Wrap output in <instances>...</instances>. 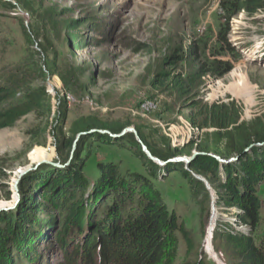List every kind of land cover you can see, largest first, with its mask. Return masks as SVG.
Listing matches in <instances>:
<instances>
[{"label":"rangeland","instance_id":"1","mask_svg":"<svg viewBox=\"0 0 264 264\" xmlns=\"http://www.w3.org/2000/svg\"><path fill=\"white\" fill-rule=\"evenodd\" d=\"M3 1L10 7L0 6V83L15 86L14 100L6 104L25 101L26 94H39L42 101L35 113L0 131V264H67L55 248L61 213L52 202L65 191L73 199L89 196L93 185L101 184L97 161H110L119 172L120 197L132 193L126 201L116 192L110 196L126 215H134L147 195L177 218L182 231L172 234L163 264H232V245L214 241V230L229 224L247 234L248 228L236 225L234 209L216 204L212 178L189 165L198 157L232 164L233 148L251 131L264 132V12L230 17L222 7L225 0ZM192 45L199 64L212 72L194 88L187 84L197 64L174 61ZM225 65L228 72L219 75ZM172 76L184 80L185 94L172 87ZM161 80L169 85L157 86ZM239 81L249 98L239 97ZM231 103L239 113L235 129L198 128L205 107ZM85 127L113 136L138 131L158 162L151 168L124 142L82 139L84 192L63 189L62 171L75 158V141ZM63 141L70 142L68 149ZM38 163L18 184L19 193L22 179L32 177L29 197L21 209L13 207L16 177ZM6 219L22 228L21 244L12 240ZM251 237L256 243L264 238V212Z\"/></svg>","mask_w":264,"mask_h":264},{"label":"trees","instance_id":"2","mask_svg":"<svg viewBox=\"0 0 264 264\" xmlns=\"http://www.w3.org/2000/svg\"><path fill=\"white\" fill-rule=\"evenodd\" d=\"M0 6L10 7L3 0H0ZM222 7L230 17L239 12L253 16L257 12H264V0H225ZM226 48L229 50V46L226 45ZM179 60L197 64V69L190 76L187 86L199 87L202 84V78L212 75L210 70L199 64L198 49L195 45L189 47L188 53L182 52L180 56L174 58V61ZM228 69L225 65L219 70V75L225 74ZM165 76L166 74L163 75ZM169 81L172 87L183 94L186 93L184 80L175 79V76H172ZM168 82L161 80L157 82V86L166 87L169 85ZM14 97L15 86L10 82L0 83V131L11 128L27 112L35 113L42 101L39 94H26L22 96L26 99L25 101L7 105L6 103L13 101ZM56 109L62 116L58 105ZM237 111L233 103L205 107L204 118L197 126L199 129L211 128L217 132L227 131L231 126L235 129L239 121ZM191 124L196 126L193 121ZM88 129L85 127L80 133L91 131ZM137 133L140 142L151 156L158 158L157 153L154 150L151 151L141 134L138 131ZM82 139L110 145L124 142V146L128 149H131L130 145H132L139 160L147 163L151 168L155 167L142 151L141 144L135 141L130 133L119 138L108 134H87L80 137L76 144L78 151L75 158L69 168L62 171L61 180L64 186L62 188H67L72 193L84 192L85 189L80 176L86 166L83 158H87L86 150L79 152ZM244 140L242 145L233 148L236 156L234 163L221 166L212 158L198 157L189 165V170L209 175L212 179L208 181L215 192L216 204L234 209L236 225L248 228L247 234L235 231L229 224L216 227L214 230V241L224 239L226 244L232 245V264H264V238L256 243L251 237L259 224L260 213L264 212V191H262L264 188V132L253 130ZM61 144L65 149L70 147V142L63 141ZM113 167L110 161L95 163L94 169L101 176V184L93 185L91 194L85 199L82 197L73 199L66 191L60 195L62 189L56 192V195L60 196L52 204L61 214L58 223L54 226L57 234L54 238L55 248L65 257L67 264H163L172 234L182 231L180 223L167 206H164L157 198L147 195L141 197L142 201L134 215H126L120 208L121 204L111 202L110 199V196L114 195L111 193L115 192L117 197L122 198L118 195V190L123 181L119 172ZM51 169V167L45 168L47 173H52ZM183 173L186 172L183 171ZM31 178L29 175L24 177L19 185L21 200L18 207L22 206L29 197ZM131 194L127 193L126 197L123 196V201L131 198ZM6 220L7 230L12 240L21 244L24 237L22 228L16 225L11 226L10 220ZM8 256L9 254L6 257Z\"/></svg>","mask_w":264,"mask_h":264},{"label":"water","instance_id":"3","mask_svg":"<svg viewBox=\"0 0 264 264\" xmlns=\"http://www.w3.org/2000/svg\"><path fill=\"white\" fill-rule=\"evenodd\" d=\"M92 133L108 134V133L105 132V131H94V130H91V131H89L88 133H79V134L77 135V138H76L75 144L78 142V140L80 139V137L85 136V135H87V134H92ZM126 133H132V134L136 137L137 141L141 144L142 151L146 154V156L148 157V159H149L150 161H152V162H158V160H157L156 158L152 157L151 154H150V153L148 152V150L146 149V147L140 142V140H139V138H138L137 133H136L135 130H133V129H126V130H124L120 135H117V136H113V135H110V134H108V135H110L111 137L119 138V137H122V136H123L124 134H126ZM179 161L181 162L182 160H179ZM39 165H40V163L37 164L36 166H34L32 169L27 170V171H25L24 173H22V174L19 175V177H18V179H17V181L15 182V185H14V190L16 191V197H15L16 199L14 200V205H13V207H16V206L18 205L20 199H21L20 194L18 193V184H19L21 178H22L24 175L28 174L29 172H32L33 170H35ZM52 165H53V164H52ZM209 189H210V188H209ZM210 191H211V194H212L213 191H212L211 189H210ZM12 209H13V208H12ZM210 254H211V253H210ZM211 256H212V254H211Z\"/></svg>","mask_w":264,"mask_h":264},{"label":"bare ground","instance_id":"4","mask_svg":"<svg viewBox=\"0 0 264 264\" xmlns=\"http://www.w3.org/2000/svg\"><path fill=\"white\" fill-rule=\"evenodd\" d=\"M232 75L233 76H235V77H237L238 75H237V73L236 72H233L232 73ZM239 88H240V92H239V97L240 98H243V99H247V98H249V94L248 93H246V89H245V86H244V84L241 82V81H239L238 82V85H237ZM69 99V98H68ZM146 107V106H145ZM153 107V106H152ZM145 111H147V109H145ZM147 149V148H146ZM39 164V163H38ZM37 165V164H36ZM29 170V169H28ZM27 171V170H26ZM25 172V171H24ZM24 172H22V173H24ZM21 173V174H22ZM20 175V174H19ZM19 175L16 177V179H15V181H14V185H15V182L17 181V179H18V177H19ZM213 211V210H212ZM214 222H215V214H213L212 215V217H211V220H210V225H209V228H208V235H207V238H206V249L208 250V244L210 243V239H211V235H212V233H213V230H214ZM209 251V250H208Z\"/></svg>","mask_w":264,"mask_h":264}]
</instances>
